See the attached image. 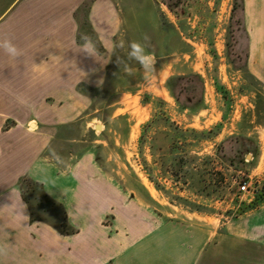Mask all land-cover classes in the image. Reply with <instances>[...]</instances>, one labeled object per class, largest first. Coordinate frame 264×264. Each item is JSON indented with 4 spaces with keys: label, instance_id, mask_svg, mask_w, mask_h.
<instances>
[{
    "label": "rangeland",
    "instance_id": "obj_1",
    "mask_svg": "<svg viewBox=\"0 0 264 264\" xmlns=\"http://www.w3.org/2000/svg\"><path fill=\"white\" fill-rule=\"evenodd\" d=\"M238 3L83 0L73 13L75 42L82 44L80 37L88 35L103 60L94 78L96 61L85 54L73 57L70 69L81 79L77 88L87 102L73 94L72 106L56 114L84 117L85 148L103 174L141 203L149 202L170 229L146 236V257L138 260L148 264H264V241L239 233L264 231V80L254 60L244 65L243 56L235 55L247 44L236 32ZM259 3L264 39V0ZM131 41L146 44L154 57L155 71L147 79L128 59ZM187 76L193 77L185 88L189 103L179 104L173 92ZM228 139H233L229 151L242 153V162L230 165L218 157V145ZM55 147L61 154L67 150L63 141ZM242 172L253 177L255 200L238 193ZM23 176L16 186L30 217L24 232L16 224L4 230L7 244L0 245L7 254L0 264L128 263L143 249L131 221L109 224L105 218L103 228L97 226L103 198L91 203L93 189L64 175L44 182ZM35 223L60 238L46 232L32 241L26 233L34 236Z\"/></svg>",
    "mask_w": 264,
    "mask_h": 264
},
{
    "label": "crops",
    "instance_id": "obj_2",
    "mask_svg": "<svg viewBox=\"0 0 264 264\" xmlns=\"http://www.w3.org/2000/svg\"><path fill=\"white\" fill-rule=\"evenodd\" d=\"M82 2L0 0V40L11 39L23 52L21 57L11 59L0 50V242L7 244L5 231L14 224L21 226L24 232L29 220V212L16 186L18 178L29 175L44 182L64 175L76 179L80 187L94 190L90 197L95 199L91 203L103 198L97 226L102 227L101 221L105 218H109V224L131 221V230L137 234L135 239L144 242L143 249L133 253L132 261L109 264H148L145 259L138 260L146 257V236L163 235V229H170L162 218H157L149 202L141 203L103 174L93 151L85 148L89 123L84 117L56 114L57 109L72 106L73 94L79 102H87V96L77 88L81 79L74 78L69 64L73 57L81 58L82 54L86 60L89 57L74 40L78 25L73 13ZM261 6L259 0H243L247 59L249 63L255 61V71L264 80V39H261V16L258 15L262 12ZM102 54L90 55V59L96 61L91 71L94 78L98 61L103 60ZM84 75L87 84V69ZM75 106L82 107L81 104ZM31 123H34L33 128H27L33 125ZM56 141H63L66 146L62 154L55 147ZM139 204H143L142 207ZM136 210H142L139 213L143 217L137 219ZM41 226L35 223L34 236L26 233L27 237L34 241L47 232L60 238L53 229ZM246 232L255 235L257 243L264 241V231L258 228L239 231Z\"/></svg>",
    "mask_w": 264,
    "mask_h": 264
},
{
    "label": "clouds",
    "instance_id": "obj_3",
    "mask_svg": "<svg viewBox=\"0 0 264 264\" xmlns=\"http://www.w3.org/2000/svg\"><path fill=\"white\" fill-rule=\"evenodd\" d=\"M147 39V38H145ZM82 44L80 45L81 51L87 53L88 55L95 56V44L91 37L88 35H82L80 37ZM124 45L121 44L120 47ZM146 44H142L137 41H131L128 44L129 51L127 53L129 60H135L141 67L145 79L155 71V60L154 57L146 51ZM0 50L11 59H17L23 55L20 48L15 45L11 39L4 38L0 40ZM128 75L133 76L134 73L128 70ZM7 254V246L0 245V256Z\"/></svg>",
    "mask_w": 264,
    "mask_h": 264
},
{
    "label": "trees",
    "instance_id": "obj_4",
    "mask_svg": "<svg viewBox=\"0 0 264 264\" xmlns=\"http://www.w3.org/2000/svg\"><path fill=\"white\" fill-rule=\"evenodd\" d=\"M238 4H239L238 7L240 9V12H239L238 21H237V31L236 32H237V34L238 33L244 34L246 36V39H248L247 34H246V30H245V14H244L243 0H239ZM235 7L236 6H233V11L235 10ZM233 41L235 42L233 44L235 46L237 44V39H233ZM235 55L237 57L242 55L243 58H241V61L245 65L248 61V59H247L248 45L246 44L245 48L243 50H240L239 52H237V54H235ZM192 80H193L192 76L184 77L182 79L181 84H180V89L173 92V97L176 99L177 102H179V104L189 103V100H188L189 95L185 94L186 93L185 88L187 87V84ZM232 142H233V139H228V140L221 142L217 147L218 157L222 161L227 162L230 165H234L237 162L243 161V154L242 153H239V152L233 153V152L229 151L228 148H229V146H231ZM246 151H251V147H247ZM25 178H27V177L23 176L22 178H20V182L24 183L23 180ZM27 181H28V179H27ZM28 182H30V181H28ZM18 186L20 188L21 185L19 184ZM21 188H22V186H21ZM254 197H255V194L251 200H255ZM31 204H34V203L32 202ZM29 217H30V212H29Z\"/></svg>",
    "mask_w": 264,
    "mask_h": 264
},
{
    "label": "built area",
    "instance_id": "obj_5",
    "mask_svg": "<svg viewBox=\"0 0 264 264\" xmlns=\"http://www.w3.org/2000/svg\"><path fill=\"white\" fill-rule=\"evenodd\" d=\"M242 178L238 182V193L240 197H245L246 199H250L254 196L256 192V185L252 181V175L241 173Z\"/></svg>",
    "mask_w": 264,
    "mask_h": 264
}]
</instances>
